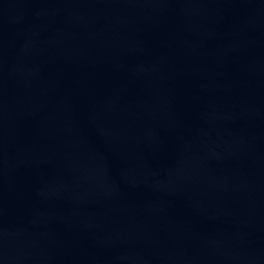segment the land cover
I'll list each match as a JSON object with an SVG mask.
<instances>
[{
	"label": "water",
	"instance_id": "obj_1",
	"mask_svg": "<svg viewBox=\"0 0 264 264\" xmlns=\"http://www.w3.org/2000/svg\"><path fill=\"white\" fill-rule=\"evenodd\" d=\"M0 264H264V0H0Z\"/></svg>",
	"mask_w": 264,
	"mask_h": 264
}]
</instances>
